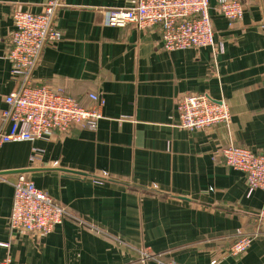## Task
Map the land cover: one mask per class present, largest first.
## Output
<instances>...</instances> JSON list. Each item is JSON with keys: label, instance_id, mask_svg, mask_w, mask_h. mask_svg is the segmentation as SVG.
<instances>
[{"label": "crops", "instance_id": "1", "mask_svg": "<svg viewBox=\"0 0 264 264\" xmlns=\"http://www.w3.org/2000/svg\"><path fill=\"white\" fill-rule=\"evenodd\" d=\"M48 0H0V113L18 89L7 59L11 13L38 14ZM136 0H63L55 16L62 37L46 45L35 85L62 91L84 107L104 105L95 128L0 146V173L30 169L35 187L68 216L44 237L8 230L16 174L0 175V260L11 264H264V192L247 194L242 173L224 164L228 144L264 154V0L245 3L230 24L210 0V49L166 51L160 27L104 24L106 10ZM187 94L222 100L228 124L189 132L177 102ZM38 150L32 162V150ZM59 169L87 175L75 178ZM102 178L104 180H97ZM255 234L247 251L225 256L237 230ZM3 245H7L3 247ZM151 257H144L143 252Z\"/></svg>", "mask_w": 264, "mask_h": 264}, {"label": "built area", "instance_id": "2", "mask_svg": "<svg viewBox=\"0 0 264 264\" xmlns=\"http://www.w3.org/2000/svg\"><path fill=\"white\" fill-rule=\"evenodd\" d=\"M210 0H136L127 8L106 10L104 24L138 30L160 27V39L166 51L208 48L217 56L223 53L222 43L214 39L209 15ZM249 0H214L215 9L230 24L240 21ZM63 0H48L40 13L20 7L11 13L13 30L7 59L11 73L18 81V89L4 98L5 108L0 113V146L17 142H35L51 137H65L73 128H95L101 119L104 105L101 94L90 93L91 107H84L62 91L46 85H35L33 71L43 48L61 40L62 34L55 23L57 10ZM179 127L189 131L228 124L227 105L207 95L187 94L177 102ZM38 150H32L31 161ZM220 156L229 168L243 174L248 196L255 190L264 192V154H256L233 144L221 148ZM13 199L8 218L12 238L17 235L44 237L61 224L68 213L43 190L38 189L26 174H16L12 180ZM255 234L237 230L235 240L225 250V256L238 257L250 247ZM7 245H3L6 247ZM144 257H151L145 251ZM156 264H177L163 261L161 255L152 256ZM213 261L211 264H215ZM0 264H11L10 257Z\"/></svg>", "mask_w": 264, "mask_h": 264}, {"label": "water", "instance_id": "3", "mask_svg": "<svg viewBox=\"0 0 264 264\" xmlns=\"http://www.w3.org/2000/svg\"><path fill=\"white\" fill-rule=\"evenodd\" d=\"M32 170L30 169H25V170H14V171H7V172H1V174H26L27 172H31ZM58 171L66 174V175H71L72 177L75 178H85L87 175L85 174H81V173H77V172H73V171H69V170H63V169H59ZM97 180H104L102 178H97L95 177Z\"/></svg>", "mask_w": 264, "mask_h": 264}]
</instances>
